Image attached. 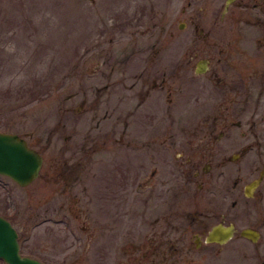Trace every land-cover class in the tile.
<instances>
[{"label":"rangeland","instance_id":"obj_1","mask_svg":"<svg viewBox=\"0 0 264 264\" xmlns=\"http://www.w3.org/2000/svg\"><path fill=\"white\" fill-rule=\"evenodd\" d=\"M153 3L156 7L150 9ZM204 4L200 0H0V131L18 134L42 156L37 178L26 187L0 176V213L13 219L25 255L49 264H100L104 259L110 264L114 242H120L121 264L133 258L134 264L147 262L146 239L154 232L150 221L160 222L161 213L172 205L167 209L170 202L161 205L152 200L164 211L151 215L143 201L144 189L134 215H128L125 206L132 186L120 189L122 197L105 194L106 186L101 193L98 165L102 160L112 162L108 152L124 128L114 104L124 99L120 94L125 93L124 84L135 80V70L131 74L124 64L170 67L184 54L191 66L194 54L214 55L210 38L202 34L209 25L196 28L198 13L214 10L213 4ZM191 75L186 74L188 80ZM191 84L176 75L167 78L171 92L162 98L164 106L168 99L177 103L175 120L168 117L164 125L184 136L194 129L193 111L187 112L193 103ZM166 108L170 115L172 107ZM241 122L251 123L247 118ZM136 123L144 126L145 120ZM126 134L128 128L122 144L129 139ZM184 147L178 150L182 157H174L175 148H170L168 165L159 171L158 180H167L170 194L182 181L190 184V192L194 190L193 180L189 182L194 155L191 147ZM141 162L148 170L147 161ZM100 204L110 217L98 214ZM118 207L123 212L113 217ZM63 212L66 215L60 216ZM168 219V237L176 240L178 220ZM156 236L152 246L160 247ZM129 243H135L136 249ZM159 257L153 253V260Z\"/></svg>","mask_w":264,"mask_h":264},{"label":"flooded vegetation","instance_id":"obj_2","mask_svg":"<svg viewBox=\"0 0 264 264\" xmlns=\"http://www.w3.org/2000/svg\"><path fill=\"white\" fill-rule=\"evenodd\" d=\"M200 1L205 2L204 7L206 3L214 5L212 13L202 11L196 16V28L199 24L209 25L202 34L210 38L213 62L194 54L188 66V58L181 54L177 64L170 67L124 64L131 69V74L132 69L135 70L132 74L135 80L124 84L125 93H120L124 99L114 104L115 115L118 122L123 121L124 128L115 138L111 151L103 150L111 153L112 162L102 160L96 180L100 192L103 193L106 186L105 194L113 197H122L120 189L125 191V185L132 186L125 206L130 216L134 215L139 192L144 189L143 201L151 215L164 211L160 206H153L152 200L161 205L170 202L167 209L172 205L170 211L161 213L160 222L157 218L150 221L154 232L146 239L148 245L143 253L150 257L143 264H264V0ZM148 7L152 9L156 4ZM145 58L147 61L148 55ZM156 68L160 70L154 71ZM188 72L192 73V79L190 76L187 79ZM175 75L182 78L183 83L192 82L193 103L187 107V112L193 111L190 117H194V129L186 132V136L174 133L179 129H168L163 123L168 117L175 120L177 115V109L174 110L177 103L173 100L168 99L165 106L162 104L164 94L171 92L166 87L167 78ZM156 78L161 80L156 82ZM168 106L172 107L170 115ZM245 118L251 123H242ZM142 119L144 126L137 125L136 121ZM127 128L129 139L122 144ZM112 134L115 136V130ZM184 145L191 147L194 155L189 179L190 183L193 180L194 190L190 192L187 189L190 184L182 181L176 193L170 194L167 180H158L159 171L168 165L170 148H175L174 157H182L183 152L178 150L185 148ZM103 151L101 153L106 154ZM138 152L140 157L135 154ZM142 159L149 164L148 170H144L146 165L142 164ZM123 162H127L128 167ZM157 188L160 190L154 194ZM117 199L124 201V198ZM103 206L100 204L98 214L110 217ZM139 206L142 208L141 203ZM120 208L113 217L121 215ZM147 213L145 211L144 216ZM65 215L60 213V216ZM0 216L15 228L13 219L3 212ZM169 216L178 220L176 240L168 237ZM15 230L19 254L31 257L23 252L21 234ZM155 234L160 237L161 248L152 246L157 242ZM114 244L110 264H121L120 242ZM134 244L129 243L135 250ZM153 253L160 257L153 260ZM114 258L118 262L113 261ZM135 260L122 264H134ZM0 263L6 264L2 259ZM105 263L104 259L100 264Z\"/></svg>","mask_w":264,"mask_h":264},{"label":"water","instance_id":"obj_3","mask_svg":"<svg viewBox=\"0 0 264 264\" xmlns=\"http://www.w3.org/2000/svg\"><path fill=\"white\" fill-rule=\"evenodd\" d=\"M42 157L15 133L0 132V175L7 176L19 186L30 184L38 175ZM0 259L7 264H42L20 256L17 232L10 222L0 216Z\"/></svg>","mask_w":264,"mask_h":264}]
</instances>
